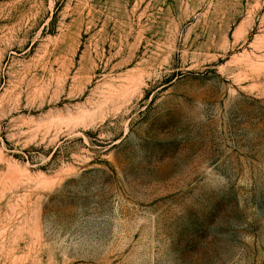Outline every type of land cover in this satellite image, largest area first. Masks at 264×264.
I'll return each mask as SVG.
<instances>
[{
	"label": "rangeland",
	"instance_id": "obj_1",
	"mask_svg": "<svg viewBox=\"0 0 264 264\" xmlns=\"http://www.w3.org/2000/svg\"><path fill=\"white\" fill-rule=\"evenodd\" d=\"M0 264H264V0H0Z\"/></svg>",
	"mask_w": 264,
	"mask_h": 264
}]
</instances>
